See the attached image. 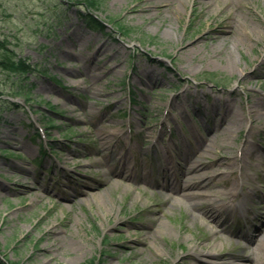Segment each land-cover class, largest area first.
<instances>
[{
	"label": "rangeland",
	"instance_id": "obj_1",
	"mask_svg": "<svg viewBox=\"0 0 264 264\" xmlns=\"http://www.w3.org/2000/svg\"><path fill=\"white\" fill-rule=\"evenodd\" d=\"M208 1L100 0L95 13L107 23L96 30L78 0H0V36L33 67L27 100L0 66V262L201 264L208 249L264 259V0ZM229 21L252 34L234 41ZM240 114L234 126L218 121ZM101 127L117 134L111 161L98 155ZM89 153L100 163L87 165ZM185 157L225 177L187 192L213 205L218 192H238L221 210L224 237L164 188L195 176ZM118 160L133 167L113 177ZM93 179L109 180L89 190ZM153 214L160 227L138 232Z\"/></svg>",
	"mask_w": 264,
	"mask_h": 264
},
{
	"label": "bare ground",
	"instance_id": "obj_2",
	"mask_svg": "<svg viewBox=\"0 0 264 264\" xmlns=\"http://www.w3.org/2000/svg\"><path fill=\"white\" fill-rule=\"evenodd\" d=\"M173 1H175V0H154V3L159 4L161 6H164V7H167ZM199 1L204 3V4L209 2L208 0H199ZM229 22L230 23L226 25L227 28L225 29V34H226V36L232 37L234 41H237V40L242 41L243 35L252 34V32L249 29H247L246 27L240 28L239 25H237V23L235 21H229ZM262 53L264 56V49H263ZM247 109H248L249 115H253V116H255V114L259 115V112L257 109H255L254 105L249 106V108H247ZM243 118H244L243 115L240 114V116L234 117L233 120H231L232 118L228 120V119L223 117V118H220L218 121H219V123H223L224 126H225V124H230L231 126H234L237 124L238 121L241 122ZM100 129H101V131L98 132L96 134L97 137H95L97 142H98V155L105 156V157H107L106 159H110V161H111L115 158V156L117 154V152H116V154L114 153V149L112 148L114 146V144L111 143L113 138L115 139L116 142H118L117 137H116L117 134L112 133V132L110 133L105 127H101ZM251 136H252V134H251ZM248 141H249V143L245 142L243 144V148H242L243 151H241V152H243V155L245 153H250L254 147L253 141L252 140H248ZM211 145L213 146L214 143H212L210 141L207 144V146L206 145L205 146H206V148H210ZM203 151L204 150L199 149L196 152H194V154H196L198 156H202V154H199V153H203ZM180 153L183 154L185 152L183 150H180ZM78 156H81V155L77 154V155H75V158ZM67 159H68V157L66 155H64V161L65 160L67 161ZM87 160H88L87 165H92V163H94V162L100 163V160H96L93 157V154H91V153L88 154ZM118 162L119 163H117L116 165H112V166L108 165V167L110 169V174L113 177H114V175L119 174L122 170H128L129 171L131 169V167H133V165H129L126 162V160H118ZM183 162H184V164L188 163L187 165H188L189 171L196 173L195 176L191 177L187 181H183L182 182L183 184H180L177 181L178 185L177 184L174 186L165 185L164 188L171 191L172 193L178 195L177 197L181 196L183 199L188 201L191 206H193L195 209L199 210L203 216L209 217L211 221H214L217 225H216V227H212L213 228L212 229L213 234L219 238L224 237L221 234V230H223L226 227H223V229H221V230L218 228H219V226H222V224H225L228 221L226 219H223V220L221 219V217H220L221 216L220 215L221 210H223V209L227 210L230 208V206H228L229 205L228 201L236 199L238 196L237 195L238 192L235 193L233 191V188L231 190H224V191L218 192V194L221 195V200H220L221 203H219L218 205H213L212 203H209L208 201L206 202L204 199L206 197V193H203V192H195V193L187 192L186 189L189 188V186H196V185L199 186V185L205 184V180L202 181V178H204V177L207 178L209 181L213 180L212 181L213 185H215V184L217 185L221 180H225L224 179L225 177H222L220 175L217 177L216 173L208 174V170H206V171L202 170L206 164L204 162H201V160L199 158L191 159L190 157H185L183 159ZM106 174H109V173H106ZM168 174H170V172H168ZM207 175H208V177H207ZM242 176H244L246 179H248V175L244 174ZM127 178H129V175H127ZM109 179H106V180H109ZM106 180H101V179L100 180L99 179L94 180L93 179L91 181H87L86 182L87 187L89 188V190L93 189V188L98 189L99 187L108 184V181H106ZM162 188H163V186H162ZM27 189H29L28 192L30 194H35L38 187L36 185L32 184L31 186L27 187ZM86 192H89V191H86ZM195 197H201V198H203V200L195 201L194 200ZM242 200L243 201L239 204L240 209L246 210L248 207L245 204H246V200H248V196L243 195ZM148 218H149V221H146L145 219L141 220L143 223L145 220L146 223H144L142 225L141 229H138V232L142 233L143 230H145V229H146V231L156 230V229H154V227L159 225L158 220H157L158 218L155 216V214H153L151 217H148ZM159 227H160V225H159ZM143 241L144 240L136 239L135 243L136 244H141V243L144 244L145 242H143ZM206 244L208 245L207 242H206ZM134 247L135 246H132L131 248H134ZM256 247H257V249H261L264 251V246H261L258 244V246H256ZM207 252L209 254L208 255L209 257H205L206 259H204V258L200 259L202 262L201 264H248V262L250 260H252V258L254 257L252 255V253L245 256L244 258H237L233 254L216 253L215 250H212V249H208ZM213 259H219L220 261L219 262L214 261ZM257 264H264V259L258 258Z\"/></svg>",
	"mask_w": 264,
	"mask_h": 264
},
{
	"label": "trees",
	"instance_id": "obj_3",
	"mask_svg": "<svg viewBox=\"0 0 264 264\" xmlns=\"http://www.w3.org/2000/svg\"><path fill=\"white\" fill-rule=\"evenodd\" d=\"M100 0H78V3L82 4L83 9L80 12V16L83 19V22H85L89 27L96 30H104L106 28L105 21H102L101 18H99L96 13L95 9L99 5ZM129 28L124 26L123 24H120L117 27L118 32L122 34L128 33ZM2 53H5L2 55ZM15 53L13 52V49L7 47V41L4 38H1L0 36V66L1 68L8 71L9 75L15 76L16 80L21 79L19 84H16V94H22L24 96V99H27L28 94V88H26V85L22 83L23 77L26 73L33 71L32 64L27 62L25 58L21 57H15ZM1 95H3V90L0 89V98ZM29 100V99H27ZM53 110V109H52ZM0 264H3L0 262Z\"/></svg>",
	"mask_w": 264,
	"mask_h": 264
}]
</instances>
